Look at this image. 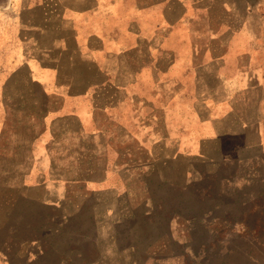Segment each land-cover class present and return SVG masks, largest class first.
<instances>
[{
	"label": "rangeland",
	"instance_id": "rangeland-1",
	"mask_svg": "<svg viewBox=\"0 0 264 264\" xmlns=\"http://www.w3.org/2000/svg\"><path fill=\"white\" fill-rule=\"evenodd\" d=\"M241 9L0 0V264H264Z\"/></svg>",
	"mask_w": 264,
	"mask_h": 264
},
{
	"label": "crops",
	"instance_id": "crops-1",
	"mask_svg": "<svg viewBox=\"0 0 264 264\" xmlns=\"http://www.w3.org/2000/svg\"><path fill=\"white\" fill-rule=\"evenodd\" d=\"M217 2H220L222 4H228L231 2H235L239 5H242V9L240 10V13L242 14L245 13L246 15L249 14V35L261 36V37L264 36V0H217ZM259 48L261 49L262 52H264V44H262ZM255 51L256 49L253 46H249V90L255 89L258 91V93H260L261 90L263 91L262 86L264 82L263 81L264 80V57L260 65L256 63L258 65V68L254 70L256 68L255 67L256 64H253V61L251 59L253 58V53ZM258 113H260V116H262V119H263V113H261V111L249 108V123L247 124L241 123L243 121V119H241V122H239L240 124H237L238 128L241 129V127L249 126V131H251L253 128L252 126L253 120H254L253 116L254 114H258ZM237 140H244V141H241L242 143H239L236 145V147H239L238 149H243L240 147H246V146H249V148L257 147L256 145L250 144V143L248 145L247 143L248 139H237ZM215 150H216V143H215ZM216 153H217V150H216ZM245 161L248 164L249 161L246 158H243L238 163V165L239 164L243 165ZM248 178H249V175L246 172L245 177H244L245 182L248 180Z\"/></svg>",
	"mask_w": 264,
	"mask_h": 264
}]
</instances>
